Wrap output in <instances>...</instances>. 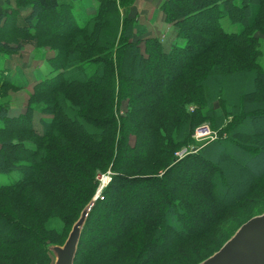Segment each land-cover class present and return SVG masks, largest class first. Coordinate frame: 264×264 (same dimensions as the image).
<instances>
[{"label":"trees","instance_id":"trees-1","mask_svg":"<svg viewBox=\"0 0 264 264\" xmlns=\"http://www.w3.org/2000/svg\"><path fill=\"white\" fill-rule=\"evenodd\" d=\"M96 1L86 14L88 0H16L0 15V51L32 43L54 52L23 114L11 115L3 99L28 82L16 83L11 68L0 82V174L18 175L0 185V264L51 261L47 247L63 244L96 192L97 172L107 170L74 264H161L212 245L236 218L249 214L235 231L264 212V0L164 1L176 38L169 48L145 38L129 14L136 0ZM6 34L15 48L2 43ZM205 122L219 138L176 158ZM226 163L251 177L239 194ZM93 226L111 235L97 237Z\"/></svg>","mask_w":264,"mask_h":264},{"label":"crops","instance_id":"crops-1","mask_svg":"<svg viewBox=\"0 0 264 264\" xmlns=\"http://www.w3.org/2000/svg\"><path fill=\"white\" fill-rule=\"evenodd\" d=\"M88 1V3L83 5L85 6V13L92 14L97 5V1ZM164 1L166 0H136L130 8L129 14L130 16L135 17L139 24L146 28L147 34L145 38L159 39L164 47L169 48L176 38L174 28L165 22L164 15L160 10V5ZM9 2L11 5L13 0H9ZM10 5L6 6L3 0H0V15L3 13L4 16L7 17L10 14V11H6ZM81 6L79 7L81 8ZM12 8L16 9V6H12ZM27 13L28 10H24L20 12V15L23 16ZM6 17L0 22V35L4 34L6 30V28H3ZM5 42L6 41L2 40V43ZM9 46L15 48L16 44L9 43ZM33 46V53L26 52L25 45L19 52H14L12 54L0 51V82L2 81L1 79L7 76L6 70L9 68H11L16 74V83L23 84L24 81L28 82L26 87L20 91H17L16 93L11 92L14 94V98L16 95H21L22 98L20 102H17L16 106H12L11 104L9 106L10 114L14 116L24 113L27 104H25V96L28 98V94H32L35 84L48 77L51 73L50 60L54 57V52L51 50H37ZM18 76L21 77L20 80L17 79ZM205 123L209 124L208 122Z\"/></svg>","mask_w":264,"mask_h":264},{"label":"water","instance_id":"water-1","mask_svg":"<svg viewBox=\"0 0 264 264\" xmlns=\"http://www.w3.org/2000/svg\"><path fill=\"white\" fill-rule=\"evenodd\" d=\"M96 199L82 209L62 245L47 247L53 264H74L86 219ZM198 264H264V212L248 219L216 252Z\"/></svg>","mask_w":264,"mask_h":264},{"label":"rangeland","instance_id":"rangeland-1","mask_svg":"<svg viewBox=\"0 0 264 264\" xmlns=\"http://www.w3.org/2000/svg\"><path fill=\"white\" fill-rule=\"evenodd\" d=\"M15 5H16V0H13V3H11L10 7L8 8V10L6 12H9L10 10H12L11 9L12 6H15ZM45 25L47 27L48 26L51 27L52 24L51 23H46ZM225 25H226L225 29L228 30V31H234V30L237 29V27H235V26H231L229 24H225ZM3 38L4 39H2V40L6 41L8 44L9 43H14V42H12L13 35L9 36V34H6L5 37H3ZM25 46H26V52H29V53L32 52L33 53V48H32L33 44L32 43L26 44ZM35 49L39 50V48H35ZM260 49H261L262 54H261V56L259 58V63L262 65V67H264V41L261 42ZM40 50L46 51V50H50V49H40ZM18 91H20V90H18ZM11 92L16 93L17 91H11V90L8 91L6 97L3 99V101L5 103H7L8 106H10V104L12 106H16L17 102H20L22 100L21 95H16L15 98H14V94L11 93ZM28 95H30V94H28ZM25 99H26L25 100V104H26L27 103V99H28L27 96H25ZM204 124H206V123H204ZM208 125L211 127L210 124H208ZM258 126H259V129L264 130V121H261L260 123H258ZM131 143H133V138H131ZM195 146L199 147L200 144L196 143L192 139L191 145H189L187 147H184V148H190V147H195ZM182 149L183 148H181V149H179L177 151H180ZM225 165H226V170L228 172L227 177H228V179L231 182V185H232V187L234 189L235 194H239V191L243 190L244 187H248L252 183L251 177H249V175H248V173L246 171L243 172V171L239 170L237 167H235L234 165H231L230 163H226ZM111 175H112V173H111L110 170H107L105 173L97 172L95 179L97 180L98 187L96 189V192H95L93 198H96V197L98 198L99 197L100 192L102 191V189H104L107 186V184L110 182ZM17 179H18V175L16 173L0 174V185L10 184V183L16 181ZM179 184H180V180H179V177L176 174V176H174L172 185L176 187V185H179ZM177 187H180V185L177 186ZM185 196L186 195H184V197ZM262 197H263V199L261 198L260 200L264 202V194H262ZM136 200L139 201V197L135 195L134 198L128 199V201L126 202V205H129L130 203H134ZM263 207H264V205H263ZM253 208H255V206L254 207L253 206L250 207L248 213H250L253 210ZM199 209L201 211L204 210L205 213H207V214L211 213V211L208 208L204 207V206H200ZM123 215H125V213H122L120 216H123ZM248 216H249V214H247L246 216H244L241 219L236 218L235 220H233V222H229L228 225L225 224L222 232L217 237L214 238L215 242L212 245L209 244V245H206V247H204L203 249L196 250L197 253H195V254H192L191 252H188L187 249H185V250H183L184 254L180 258H177V257H175L174 259L166 258V259H164V262L160 261V262H163L161 264H189V263L196 262V260L199 259L200 257L203 258L206 255H208V253H212L225 239H227L232 234V232L235 231L237 226L240 225V223L244 221V218L246 219ZM108 223L111 224L109 222V220H108ZM195 227H196L195 231L197 229H200V226H198L197 224L195 225ZM96 228L97 227L93 226L92 229H91V232L94 231L93 235L97 236V233H102V231H103V235L106 233L104 231L107 228H101L100 227L101 229L98 230L99 232H95ZM110 233L111 232H107L104 236H110L111 235ZM88 236H89V239L92 238L91 235H88ZM171 237H173V236L172 235L171 236L168 235V238L165 239V240L168 241V239H170ZM89 241L90 240L86 241V245H88ZM163 245L159 242L156 250L154 252H152L150 255L152 256L156 252H158L159 251L158 249H160ZM44 264H53V258H52L51 261H48V262H46Z\"/></svg>","mask_w":264,"mask_h":264},{"label":"built area","instance_id":"built-area-1","mask_svg":"<svg viewBox=\"0 0 264 264\" xmlns=\"http://www.w3.org/2000/svg\"><path fill=\"white\" fill-rule=\"evenodd\" d=\"M219 138V132L218 130H215L213 128H211L207 123L206 124H201L199 126H197L193 133H192V139L193 141H195L196 143H199L200 146L197 147H190V148H183L180 151H177L174 153L175 157L178 159L183 158L185 155L189 154V153H194L198 150V148L213 142L215 140H217Z\"/></svg>","mask_w":264,"mask_h":264}]
</instances>
